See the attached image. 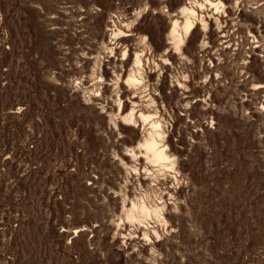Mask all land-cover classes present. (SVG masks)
<instances>
[{
    "label": "rangeland",
    "instance_id": "rangeland-1",
    "mask_svg": "<svg viewBox=\"0 0 264 264\" xmlns=\"http://www.w3.org/2000/svg\"><path fill=\"white\" fill-rule=\"evenodd\" d=\"M0 264H264V0H0Z\"/></svg>",
    "mask_w": 264,
    "mask_h": 264
},
{
    "label": "bare ground",
    "instance_id": "bare-ground-1",
    "mask_svg": "<svg viewBox=\"0 0 264 264\" xmlns=\"http://www.w3.org/2000/svg\"><path fill=\"white\" fill-rule=\"evenodd\" d=\"M214 2V1H213ZM211 4H212V2H211ZM199 5V4H198ZM217 5H219V4H217ZM220 6V5H219ZM224 6H225V4H224ZM223 6V7H224ZM201 7V6H200ZM222 7V8H223ZM218 8V7H217ZM195 8L193 7V8H191V7H188V6H184L183 7V9H182V11L184 12V13H182V14H184L185 15V19H184V21H183V30L185 31V32H189L193 27H194V20H195V18H194V20H192V16H195L196 14H198V12L196 13V9L194 10ZM220 10V9H219ZM222 10H224V9H222ZM199 16V15H198ZM201 16V15H200ZM196 18H197V16H196ZM201 18V17H200ZM204 19L205 18H201V20L199 21V22H201L202 21V23H204L203 21H204ZM218 19V18H217ZM216 19V17H215V20H217ZM196 21V20H195ZM205 21H206V23H207V20L205 19ZM219 21V20H218ZM177 23H179L177 20H174V22H173V24H174V26H173V28H172V30L170 31L171 32V34H173V36H176V34L178 33L177 31L179 30H177V26H176V24ZM198 23V22H197ZM181 24V23H180ZM200 24V23H199ZM203 25V24H202ZM208 25V23L205 25V26H207ZM179 26H181V25H179ZM201 27V26H200ZM203 27V26H202ZM210 27V26H209ZM180 28V27H179ZM201 29V28H200ZM205 28H203V30H204ZM208 29V28H207ZM206 29V30H207ZM205 30V31H206ZM121 32V33H123L124 32V30H117V32ZM180 31V30H179ZM116 32V31H115ZM115 32H113L114 33V35H115ZM181 32V31H180ZM184 33V32H183ZM124 34H126V33H124ZM179 34V33H178ZM188 34V33H187ZM123 35V34H122ZM182 35V34H181ZM172 37V36H171ZM173 38V37H172ZM183 38V37H182ZM256 38V37H255ZM175 43V42H174ZM141 54V53H140ZM140 54H136V56H135V58H134V66L136 67V68H133L132 70H131V73L130 74H128V76H127V81H128V83H130V84H137L139 81H140V79H139V77H138V75H139V73H141V70H143L142 68H143V61H142V58H141V56H140ZM159 66V65H158ZM149 70V69H148ZM137 71L139 72L138 73V75L136 74L137 73ZM143 73V72H142ZM140 76H142V75H140ZM144 78V77H143ZM141 79V80H144V79ZM126 82V81H125ZM143 82V81H142ZM139 84H142V83H139ZM132 109V108H131ZM135 109V108H134ZM142 117V119H145V121H147L148 119H150L151 118V115L150 114H145L144 112H141L140 111V114H139V117ZM140 117V118H141ZM136 118H137V116H136ZM123 119L124 120H133L134 121V119H135V113H134V110L132 109V110H130L128 113H126V114H124L123 115ZM152 119V118H151ZM150 119V120H151ZM144 121V120H143ZM151 124H152V126H153V129H151L152 130V132L150 133V135L148 136V135H146L147 137H145V139H143V142L141 143V147L143 148V150H144V152H145V154L146 155H144V156H146L147 158H148V160L150 161V162H152V164L153 163H155V164H157V163H159V164H161L162 166H163V164H165V165H167V164H169L170 163V160H171V158L172 157H170L169 158V156H168V153L166 152V148L165 147H161L160 145H159V141H158V137L160 138V136H161V132H160V130H159V128L162 126L161 125V123L159 122V121H157V120H152V122H151ZM158 125V127H156ZM163 131V130H162ZM149 132H150V130H149ZM148 132V133H149ZM163 135V134H162ZM164 137V136H163ZM161 139V138H160ZM162 146H164V145H162ZM139 150H141V149H139ZM141 152V151H140ZM134 154H135V152H133ZM141 154V153H140ZM173 156V155H172ZM176 161V160H175ZM172 163V162H171ZM175 163V162H174ZM159 166V165H158ZM161 167V166H160ZM163 168V167H162ZM171 169V168H170ZM142 202V201H141ZM145 202V201H144ZM138 204V203H137ZM136 204V205H137ZM146 204V203H145ZM161 204V203H160ZM154 205V204H153ZM162 205V204H161ZM149 206V205H148ZM163 206V205H162ZM162 206H159V204L158 205H156L155 207H153V208H149V207H147L146 205H142V206H140L139 208H138V206H137V209H136V206L134 205V207H135V209L136 210H138L137 212H130V214H129V217H131V219H133V218H135L136 220L137 219H142L143 218V220H144V217H148V215H149V217L151 218V216L153 215V216H155L157 219H158V217H161V216H163V207ZM151 215V216H150ZM148 217V218H149ZM165 217H166V215H165ZM148 218H147V220H148ZM163 218H164V216H163ZM130 219V218H129ZM146 219V218H145ZM156 219V220H157ZM146 220V221H147ZM163 220H165V219H163ZM141 221V220H140ZM145 221V220H144ZM158 221H159V219H158ZM161 221H162V219H161ZM161 221H159V222H161ZM142 222V221H141ZM163 222V221H162ZM165 222V221H164ZM144 223V222H143ZM168 223V222H167ZM146 224V223H145ZM154 230V229H153ZM155 232V231H154ZM145 234V233H144ZM148 235H149V232L147 233Z\"/></svg>",
    "mask_w": 264,
    "mask_h": 264
},
{
    "label": "clouds",
    "instance_id": "clouds-1",
    "mask_svg": "<svg viewBox=\"0 0 264 264\" xmlns=\"http://www.w3.org/2000/svg\"><path fill=\"white\" fill-rule=\"evenodd\" d=\"M156 127H158V125L156 126ZM176 158L175 157H173V160H175ZM159 238V237H158ZM145 239H147V236L145 237Z\"/></svg>",
    "mask_w": 264,
    "mask_h": 264
}]
</instances>
